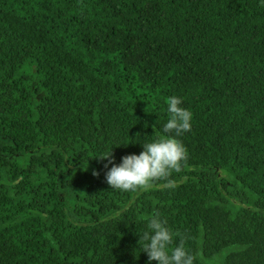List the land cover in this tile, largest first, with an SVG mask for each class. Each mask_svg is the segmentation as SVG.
<instances>
[{
	"label": "trees",
	"instance_id": "obj_1",
	"mask_svg": "<svg viewBox=\"0 0 264 264\" xmlns=\"http://www.w3.org/2000/svg\"><path fill=\"white\" fill-rule=\"evenodd\" d=\"M173 95L177 186L112 189ZM156 212L194 264H264V3L0 0V264H158Z\"/></svg>",
	"mask_w": 264,
	"mask_h": 264
},
{
	"label": "clouds",
	"instance_id": "obj_2",
	"mask_svg": "<svg viewBox=\"0 0 264 264\" xmlns=\"http://www.w3.org/2000/svg\"><path fill=\"white\" fill-rule=\"evenodd\" d=\"M261 2L264 3V0ZM182 105L181 97H168L167 112L170 115L163 125L165 135L142 143L139 154L125 155L119 164H112L108 168L105 178L112 189H147L156 180L165 181V188L177 186L178 181L171 179L170 174L181 169L188 155L185 145L178 137L192 127V112ZM110 155L111 151L100 157L108 158ZM139 239L143 241V251L147 253L149 261L155 260L158 264H194L195 257L184 246L183 238L175 247H169L173 242V232L159 212L149 218L147 229Z\"/></svg>",
	"mask_w": 264,
	"mask_h": 264
},
{
	"label": "rangeland",
	"instance_id": "obj_3",
	"mask_svg": "<svg viewBox=\"0 0 264 264\" xmlns=\"http://www.w3.org/2000/svg\"><path fill=\"white\" fill-rule=\"evenodd\" d=\"M184 179V178H183ZM140 190H138V191H136L135 192V194L137 193V192H139ZM242 206H244L245 208H252L253 206H251L250 204H242ZM222 254H224V253H222ZM217 263H215V262H213V263H215V264H223L222 263V259H218L217 261H216Z\"/></svg>",
	"mask_w": 264,
	"mask_h": 264
}]
</instances>
